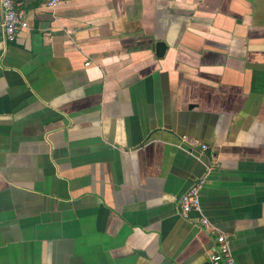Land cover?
<instances>
[{"label":"crops","instance_id":"0c3cea01","mask_svg":"<svg viewBox=\"0 0 264 264\" xmlns=\"http://www.w3.org/2000/svg\"><path fill=\"white\" fill-rule=\"evenodd\" d=\"M16 1L0 264H210L202 217L264 264V0Z\"/></svg>","mask_w":264,"mask_h":264},{"label":"built area","instance_id":"2783aa9c","mask_svg":"<svg viewBox=\"0 0 264 264\" xmlns=\"http://www.w3.org/2000/svg\"><path fill=\"white\" fill-rule=\"evenodd\" d=\"M62 0H46V5L52 9L56 8ZM2 12V27L5 39L8 42L16 40L21 29L28 28L29 23L24 15V11L19 9L16 0H0ZM203 150L209 146L206 143L201 145ZM214 156V155H212ZM210 168L208 167V171ZM205 182V176L195 182L185 193L180 196L179 204L184 216H188L192 211L201 210L200 188ZM205 229H210L215 234V249L209 257L210 264H237L232 252L227 236L212 225L207 217L200 219Z\"/></svg>","mask_w":264,"mask_h":264},{"label":"water","instance_id":"95a60500","mask_svg":"<svg viewBox=\"0 0 264 264\" xmlns=\"http://www.w3.org/2000/svg\"><path fill=\"white\" fill-rule=\"evenodd\" d=\"M165 43L164 42H159L157 47H158V54L162 55L164 50H165Z\"/></svg>","mask_w":264,"mask_h":264}]
</instances>
